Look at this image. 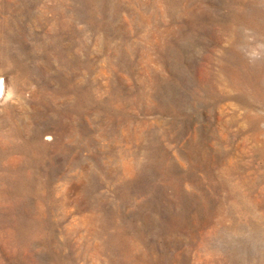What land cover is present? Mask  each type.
<instances>
[{
    "label": "rangeland",
    "instance_id": "374dc122",
    "mask_svg": "<svg viewBox=\"0 0 264 264\" xmlns=\"http://www.w3.org/2000/svg\"><path fill=\"white\" fill-rule=\"evenodd\" d=\"M0 264H264V0H0Z\"/></svg>",
    "mask_w": 264,
    "mask_h": 264
},
{
    "label": "bare ground",
    "instance_id": "6f19581e",
    "mask_svg": "<svg viewBox=\"0 0 264 264\" xmlns=\"http://www.w3.org/2000/svg\"><path fill=\"white\" fill-rule=\"evenodd\" d=\"M1 85V84H0Z\"/></svg>",
    "mask_w": 264,
    "mask_h": 264
}]
</instances>
